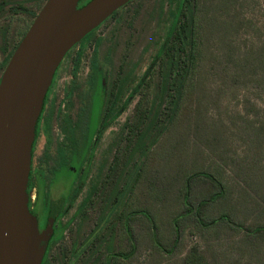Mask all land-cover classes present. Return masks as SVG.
Listing matches in <instances>:
<instances>
[{
	"label": "rangeland",
	"instance_id": "rangeland-1",
	"mask_svg": "<svg viewBox=\"0 0 264 264\" xmlns=\"http://www.w3.org/2000/svg\"><path fill=\"white\" fill-rule=\"evenodd\" d=\"M2 2L0 78L7 66L3 47L11 50L46 1ZM179 4L133 0L62 60L28 192L30 209L40 198L44 216L48 182L54 196L69 188L57 222L64 236L52 245L47 264H183L194 245L211 264H264V0H197L199 49L181 109L159 139L153 129L155 143L137 146L143 132L137 116L157 99L159 53L174 22L169 10ZM96 39L103 76L92 125L100 128L81 174L78 159L72 170L50 174L64 141V118L75 120L83 106ZM123 72L131 76L120 107L102 123L113 81Z\"/></svg>",
	"mask_w": 264,
	"mask_h": 264
},
{
	"label": "water",
	"instance_id": "water-1",
	"mask_svg": "<svg viewBox=\"0 0 264 264\" xmlns=\"http://www.w3.org/2000/svg\"><path fill=\"white\" fill-rule=\"evenodd\" d=\"M131 0H46L0 79V264H43L64 199L43 227L29 206L39 118L66 54Z\"/></svg>",
	"mask_w": 264,
	"mask_h": 264
},
{
	"label": "trees",
	"instance_id": "trees-1",
	"mask_svg": "<svg viewBox=\"0 0 264 264\" xmlns=\"http://www.w3.org/2000/svg\"><path fill=\"white\" fill-rule=\"evenodd\" d=\"M88 1L89 0H81L80 6L87 3ZM132 1L133 0H131L130 2ZM177 1L180 2L178 9L169 10V14L170 16H172L174 22L168 31L167 42L159 53V78L157 99L152 102L146 112H144L143 110L139 112L137 116L139 120V125H143V132L139 134V141L137 146H139L140 144H145L148 139H150V144L155 143L156 136L152 133L153 129L157 130L158 128L157 132L159 139V137L168 128L166 122L168 121L169 123H171L177 117L181 109V100L185 92L186 84L188 82V79L190 78L191 73L193 72V64L197 59V53L199 49V42L197 38V33L199 32L197 0ZM130 2H128L127 4H129ZM4 6L5 2H2L0 4V10H2ZM120 9L115 11L112 16L117 14ZM23 10L26 11L25 8ZM32 15L34 16V18L37 16V14L34 12H32ZM94 31L95 30L90 32L82 40L91 37ZM25 33H22L21 37L16 42H14L10 51L7 50V46L3 47V51L7 53L4 58V64L7 65L15 49L24 37ZM100 42L101 39H96V49L94 51L93 59L91 61L92 70L88 78V89L82 94L83 106L81 108V111L79 112L78 117L75 120H73L72 117L64 118V125L62 126V129L64 131V141L60 142V144L58 145L56 158L57 164L54 165V170H52V168L50 169V174L54 173L56 170H62V168L67 169L71 164L75 162L76 157L80 161L81 172L82 170H84V167L89 159L90 151L94 144V137L96 135V132H98V129L100 128L98 122L96 123L98 124L97 129L94 130V127L92 125L95 97L103 76L102 71L99 69L98 58ZM130 76L131 73L123 72L122 74H119L117 76V79L115 81H113L114 83L112 85L111 91H109V96L106 100L104 114L101 119L102 123L106 122L118 111L120 107L121 97L124 94L126 85L130 80ZM54 79L52 81V85ZM52 85L48 91L43 111L38 121L36 139L40 134V127L44 118V111L49 99ZM76 89L77 84H74L70 87L68 92V96L70 98L71 96H73ZM147 118L149 120H146ZM36 141L37 140H35L33 147V157L36 147ZM145 147H148V144H145ZM48 159L49 153H45L41 161L42 168L47 164ZM210 177L214 180L212 176ZM51 183L52 182L50 180V184ZM50 184H48L49 186L45 197L48 200V206L46 207L47 212L43 218L42 227L44 226L51 209L52 185ZM96 189L97 184L93 183L89 190L88 197L91 198L95 194ZM220 194L221 193H218L216 195L218 196ZM58 221L59 218L56 222ZM63 236L64 229L55 230V233L51 238L49 244V251L52 245ZM117 254L121 257H127L132 254V251L129 253L118 252ZM110 260L111 259H108L107 264H111ZM46 261L48 263L47 256L45 257V262ZM183 264H211V262L208 260L203 250L199 246L194 245L189 249L186 256L184 257Z\"/></svg>",
	"mask_w": 264,
	"mask_h": 264
},
{
	"label": "flooded vegetation",
	"instance_id": "flooded-vegetation-1",
	"mask_svg": "<svg viewBox=\"0 0 264 264\" xmlns=\"http://www.w3.org/2000/svg\"><path fill=\"white\" fill-rule=\"evenodd\" d=\"M36 137H37V135H36ZM38 139V138H37ZM36 139V140H37ZM35 143V142H34ZM36 143H37V141H36ZM34 154H35V152H34ZM35 156V155H34ZM76 159H78L77 157L75 158V160ZM33 161H34V157H33V159H32V170H31V176H30V182H29V187H28V192L30 191V189L31 188H33L34 186H33ZM72 164L67 168L68 170H72ZM63 170V169H62ZM76 174H78V170H77V172H76ZM79 174H81V172H79ZM78 177V176H77ZM53 180H51V182H52ZM48 184H50V182H48ZM50 185H52V188H51V201H53V200H58V199H65V203H64V205H63V208L65 207V205L67 204V201L69 200V197H70V195H69V188H68V191L66 192V193H64V190H65V187H64V189H63V191H61V193L59 194V195H57V196H54L53 195V186H54V183L52 182ZM49 186V185H48ZM48 186H47V189H46V192H47V190H48ZM67 187L68 186H66V189H67ZM45 197H46V194H45ZM48 200L46 199V207L48 206V202H47ZM40 204H41V202H40V198L37 200V202H36V206H34V207H32L31 208V211H32V213L34 214V215H36L37 216V218H38V220H39V223H40V226L42 227V224H43V218H44V216L46 215V212H47V208L45 207V213H44V216H42L41 214H40ZM29 206H30V204H29ZM63 208H62V210H63ZM61 213H62V211L60 212V215H61ZM59 215V216H60ZM59 218V217H58ZM57 218V219H58ZM57 221V220H56ZM46 222V221H45ZM54 230H57V222H55V226H54ZM48 253H49V247H48V250H47V253H46V256L48 255ZM45 256V257H46ZM47 263V261L45 262V259H44V262H43V264H46Z\"/></svg>",
	"mask_w": 264,
	"mask_h": 264
}]
</instances>
